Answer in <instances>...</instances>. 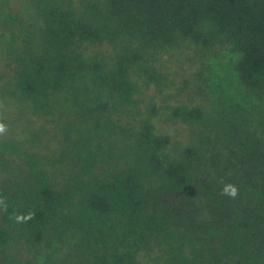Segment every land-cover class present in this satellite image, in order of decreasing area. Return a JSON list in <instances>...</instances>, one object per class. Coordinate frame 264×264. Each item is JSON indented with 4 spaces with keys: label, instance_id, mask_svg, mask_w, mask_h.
<instances>
[{
    "label": "trees",
    "instance_id": "obj_1",
    "mask_svg": "<svg viewBox=\"0 0 264 264\" xmlns=\"http://www.w3.org/2000/svg\"><path fill=\"white\" fill-rule=\"evenodd\" d=\"M184 47L236 82L173 132ZM0 123V264H264V0H0Z\"/></svg>",
    "mask_w": 264,
    "mask_h": 264
},
{
    "label": "rangeland",
    "instance_id": "obj_2",
    "mask_svg": "<svg viewBox=\"0 0 264 264\" xmlns=\"http://www.w3.org/2000/svg\"><path fill=\"white\" fill-rule=\"evenodd\" d=\"M152 62L158 82L152 84L149 94L161 109L160 125L173 132L182 125L168 121L167 107L192 104V101L205 104L211 100L209 104H212L220 95H225L223 91H231L236 82L230 58L220 54L200 55L194 47L156 53Z\"/></svg>",
    "mask_w": 264,
    "mask_h": 264
},
{
    "label": "clouds",
    "instance_id": "obj_3",
    "mask_svg": "<svg viewBox=\"0 0 264 264\" xmlns=\"http://www.w3.org/2000/svg\"><path fill=\"white\" fill-rule=\"evenodd\" d=\"M5 131V125L0 123V133H4ZM223 194L235 197L237 195V189L232 185H226L223 189Z\"/></svg>",
    "mask_w": 264,
    "mask_h": 264
}]
</instances>
